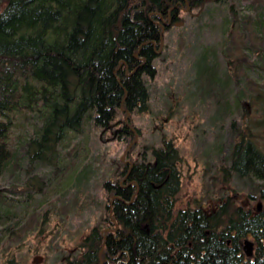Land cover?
Listing matches in <instances>:
<instances>
[{
    "label": "trees",
    "instance_id": "obj_1",
    "mask_svg": "<svg viewBox=\"0 0 264 264\" xmlns=\"http://www.w3.org/2000/svg\"><path fill=\"white\" fill-rule=\"evenodd\" d=\"M180 2L0 0V264H15L11 246L25 223L18 208L26 201L10 197L1 180L21 158L57 164L63 142L79 136L87 122L126 147L140 136L134 115L150 111L145 79L156 76L157 51L165 32L176 26L163 21ZM216 2L223 1L203 2L196 21L213 15L214 9L203 7ZM244 3L248 13L241 14L233 0L219 9L227 12L221 51L214 45L201 50V59L212 62L213 55L215 65L221 53L222 76L228 79L248 64V43L236 52V29L250 25L263 35L250 49L264 63V0ZM231 133L222 182L233 177L246 184V204L221 195L206 209L200 204L176 209L182 188L179 150L164 141L149 157L143 152L134 160V143L125 157L129 162L118 160L103 183V227L95 225L64 251L61 264H96L100 251L103 264H264V208L254 206L264 201V137L235 122ZM87 178L88 172L80 171L76 187ZM111 197L116 199L110 206ZM247 239L254 243L251 257L243 249Z\"/></svg>",
    "mask_w": 264,
    "mask_h": 264
},
{
    "label": "rangeland",
    "instance_id": "obj_2",
    "mask_svg": "<svg viewBox=\"0 0 264 264\" xmlns=\"http://www.w3.org/2000/svg\"><path fill=\"white\" fill-rule=\"evenodd\" d=\"M221 1L205 4L204 12L210 7L216 12L207 13L200 22L196 21L198 8L181 12L183 22L165 32L154 62L156 76L145 79L150 111L134 115V125L141 131L131 143L138 144L134 160L143 152L149 157L151 148L162 147L164 141H171L179 150L182 188L176 209L197 204L206 209L221 195H235L246 204V184L233 177L222 182L221 169L233 138L231 123L247 125L264 137V63L257 61L250 49V45L258 47L263 35L250 25L233 32L240 45L237 53L248 43L247 51L244 49L248 64L243 63L230 79L222 76L225 67L220 52L216 65L213 55L212 62L200 57L202 46L214 45L221 51L222 22L227 12L219 13V9L224 10L227 0ZM233 1L241 14L249 12L244 0ZM203 22L209 26L200 27ZM219 79L224 80L222 85ZM239 93L243 98L236 104ZM127 149L124 141L110 139L87 122L79 136L63 142L57 164L21 158L19 167L1 180L10 197L26 200L18 208L25 223L11 246L13 263L32 264L33 257L39 255L44 258L41 264H61L64 251L78 245L95 225L102 228L99 222L106 207L103 183L118 160L129 162L125 159L130 152L125 154ZM80 171H87L88 178L76 187ZM258 203L264 206V201L257 200L256 208Z\"/></svg>",
    "mask_w": 264,
    "mask_h": 264
},
{
    "label": "flooded vegetation",
    "instance_id": "obj_3",
    "mask_svg": "<svg viewBox=\"0 0 264 264\" xmlns=\"http://www.w3.org/2000/svg\"><path fill=\"white\" fill-rule=\"evenodd\" d=\"M206 1H208V0H182V2L177 3L178 7L170 8L167 11V16H168L167 22L163 21V24H166V26H168V27L171 24H173V25L178 24L180 22L178 20H179L181 12H184L186 10L191 11V9L198 8L199 6H201V4L203 2L205 3ZM173 9H177L175 14H172ZM162 47H163V45L162 46L160 45V49H162ZM262 208H263V206H262ZM101 236L103 237V230H102ZM98 255H99V260L96 264H103V258L101 257V251L99 252Z\"/></svg>",
    "mask_w": 264,
    "mask_h": 264
},
{
    "label": "water",
    "instance_id": "obj_4",
    "mask_svg": "<svg viewBox=\"0 0 264 264\" xmlns=\"http://www.w3.org/2000/svg\"><path fill=\"white\" fill-rule=\"evenodd\" d=\"M162 34H163V31H162L161 35H162ZM161 45H163V40L161 41ZM160 51H161V49H159V50L157 51V53L159 54ZM135 57L138 58V54H136ZM128 116H129V114H127L126 119L128 118ZM126 119H125V121H126ZM136 137H137V136H136ZM130 148H131V144L128 146V149L126 150L125 154L130 150ZM123 158H124V156L122 157V159H123ZM114 199H116V197H111V199H110V206L112 205V201H113ZM261 208H262V203H258V205H257V210L260 211ZM110 214H111V210H110ZM243 249H244L245 255H246L247 257H251L252 254H253V250H254V243H253L252 241L248 240V239L245 240V241H244V245H243ZM43 259H44V258H43L42 256L36 255V256H34L33 259H32V264H41V263L43 262Z\"/></svg>",
    "mask_w": 264,
    "mask_h": 264
}]
</instances>
